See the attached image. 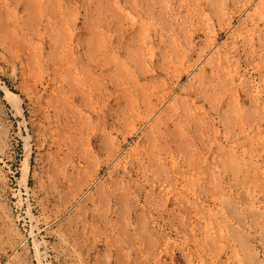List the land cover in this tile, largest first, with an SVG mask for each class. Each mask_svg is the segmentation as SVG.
Listing matches in <instances>:
<instances>
[{
  "label": "rangeland",
  "instance_id": "obj_1",
  "mask_svg": "<svg viewBox=\"0 0 264 264\" xmlns=\"http://www.w3.org/2000/svg\"><path fill=\"white\" fill-rule=\"evenodd\" d=\"M134 230L152 264H264V0H0V264Z\"/></svg>",
  "mask_w": 264,
  "mask_h": 264
},
{
  "label": "crops",
  "instance_id": "obj_2",
  "mask_svg": "<svg viewBox=\"0 0 264 264\" xmlns=\"http://www.w3.org/2000/svg\"><path fill=\"white\" fill-rule=\"evenodd\" d=\"M151 235L152 232L147 230H141L140 232L139 230L124 232L119 239L115 240L120 248L105 252L104 254H98L99 262L94 264H152L149 260L139 258L138 248L141 250L140 253H143V249L147 247L144 245L139 247L137 239L138 236H143L145 238ZM78 259L84 262L86 258H84V256H79Z\"/></svg>",
  "mask_w": 264,
  "mask_h": 264
},
{
  "label": "bare ground",
  "instance_id": "obj_3",
  "mask_svg": "<svg viewBox=\"0 0 264 264\" xmlns=\"http://www.w3.org/2000/svg\"><path fill=\"white\" fill-rule=\"evenodd\" d=\"M245 165V164H244ZM248 180V179H247ZM249 181V180H248ZM223 204V203H222ZM252 212H250V214H251ZM231 221V220H230ZM232 226V225H231ZM236 239V238H235ZM209 241V240H208ZM237 241V240H236ZM233 242V241H232ZM232 246V245H231ZM250 246V245H249ZM244 251V250H243ZM253 252V251H252ZM250 255V254H249Z\"/></svg>",
  "mask_w": 264,
  "mask_h": 264
}]
</instances>
